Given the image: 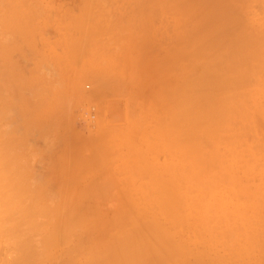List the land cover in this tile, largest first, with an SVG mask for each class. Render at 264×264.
I'll use <instances>...</instances> for the list:
<instances>
[{"label": "bare ground", "instance_id": "6f19581e", "mask_svg": "<svg viewBox=\"0 0 264 264\" xmlns=\"http://www.w3.org/2000/svg\"><path fill=\"white\" fill-rule=\"evenodd\" d=\"M8 1L0 0V30L18 33L17 36L22 40L27 39L31 49L35 51L30 72L17 75L20 88L36 86L32 91L34 102L29 105L31 108L27 106L26 113L33 112L41 133L51 136L53 134H50L51 130L57 125L53 121L54 113L51 115L55 107L54 99H62L59 90L63 89L65 83L70 82L71 86L76 88L77 78L72 79L71 74L68 76L65 74V69L61 66L64 53L51 52L48 58L46 54L41 53L40 48L43 46V41L47 39L42 27L48 20L53 22L58 20L50 14L41 13L39 9H32V6L24 9L27 0ZM83 1L86 8L95 7V9L102 6L101 2H104V0ZM163 1L165 12L167 7L169 12H172V9H175L174 6H178L176 9H179L188 3V0ZM175 2L176 4L173 5ZM200 2L204 3L205 0ZM6 3L8 4L5 5ZM134 3L133 1L127 20L134 25L131 26L132 28H136L133 30L137 31L143 26L145 17H141L143 16L141 4ZM147 12L151 11L147 10ZM147 12L144 11L146 16L149 15ZM156 12L157 10L154 14L151 12L152 14L150 13L148 17L153 19ZM161 13L159 11L158 15ZM69 17L66 23L57 25L58 34L63 35L62 38L65 39L66 48H68L64 63L85 70H99L95 75L101 87L97 91L101 92L103 88V92L110 85L108 82L110 78L107 79L105 67L101 66L102 58L100 61L99 58L96 59L98 55L93 43L102 31H107L108 26L103 25V22L108 19L94 16L91 19L89 16ZM148 17L145 26L152 23V21L148 22L150 19ZM211 18L217 17L212 15L208 17V19ZM219 18L221 19L222 16L219 15ZM230 19L233 20V18ZM182 20L183 28L188 27L191 31L193 28L197 29L199 24H203L201 25L203 29L206 27L204 29L206 32L214 33L217 29L211 28L210 23L206 24L199 18L194 19V22L185 16ZM218 22L223 23L222 20ZM225 24L227 26L226 22L221 27ZM258 26H260V33L257 31L252 36H245L241 41L235 38L234 43L230 40L233 37L224 34V45L221 46L220 43L214 45L218 54L215 50L209 49L207 57H204V54L190 49L191 56L197 63L193 64L191 72L176 77L174 85L165 91L171 108L168 109V107L164 111L166 121L162 123L161 141H164L163 148L169 159H165L160 164V173L154 161L147 166L140 165L139 160H133L131 163L139 167L140 176H146L142 177L147 180L145 184L132 182V177L127 174L130 169L126 164L118 162L110 164L111 156L108 160L105 156L108 151L104 154L102 149L103 143L106 142L103 139L105 142L101 143L102 145L99 144L102 147L96 148V151H93V146L87 144L89 152L86 155L81 152V158L78 157L81 154L72 153L74 156L77 154V157L81 159L78 163L71 162L73 156L70 154L71 159L61 164L63 168L61 171L65 173L61 174L62 179L59 180L58 195H48L47 187L45 188L42 181V183L34 184L32 180L33 184H31L27 167L14 162L17 158L14 157L17 146L16 136L5 138L2 136L0 139V264H188V256L181 250L187 245V241L180 242L176 237L177 232L186 228L185 224L191 230L200 231L199 237L204 245L201 249L189 248L194 262L243 264L242 259L245 257L253 264H264V214L258 211V208H264V138L253 139V130H256L257 126L261 130L264 129L263 119L261 121L256 118L257 114L264 118V36H261L264 26L261 23H258ZM157 29L155 30L158 31ZM218 30L221 31V29ZM237 32H241L238 25ZM219 35L217 34L218 38ZM207 38L205 36L206 40ZM111 39L115 43L118 37L112 36ZM119 42L115 43L116 46L121 45ZM186 43L189 44L188 41ZM16 46L19 47L20 43ZM105 46L102 43L98 45L99 48H108ZM116 52L114 50L113 55ZM53 58L57 63H53ZM187 59L188 56L185 60ZM48 60L58 67L55 71L51 70L52 66H50L51 71L47 69ZM1 99L4 98L1 97ZM2 103L5 104V101ZM123 141L124 135L117 134L113 143L120 144ZM88 142L90 143L85 141V143ZM107 147L108 150L111 149L110 146ZM85 148L84 151L87 150ZM112 152L109 151L111 155ZM112 156H116L115 153ZM180 161H184L183 166ZM229 167L237 168L238 171L235 172L243 175H230ZM70 175L80 184H75L76 181L74 182ZM244 175L248 180L252 179L255 182L259 180V182L245 189ZM222 177L224 180L231 181L236 188L228 186L224 188L227 193L222 194L216 190L213 196H209L206 189L211 186L218 188ZM118 180L125 184H118L116 182ZM225 184L227 183L223 182V185ZM237 184L240 186L237 187ZM116 186L122 192L118 195L126 201L124 206L134 213H132L136 217L134 223L139 227L119 230L116 240L102 245L101 248L98 245L94 249L81 244L74 235L77 230L97 224V220H94V217L92 219L91 214L87 212L92 210L95 212L96 206L100 208L97 202L100 203L116 193L114 190ZM136 191L144 205H137L136 196L133 194ZM239 191L244 196L246 192L251 195L250 204L235 200L236 193ZM127 203L130 205H126ZM85 205L91 206L88 208L91 211H81L79 207L84 208ZM122 209L129 211L124 207ZM188 219L193 222H189ZM111 230L113 231L114 228ZM224 253L229 257H225Z\"/></svg>", "mask_w": 264, "mask_h": 264}, {"label": "rangeland", "instance_id": "374dc122", "mask_svg": "<svg viewBox=\"0 0 264 264\" xmlns=\"http://www.w3.org/2000/svg\"><path fill=\"white\" fill-rule=\"evenodd\" d=\"M15 1L18 2V0ZM130 1L131 2H129V0H104V2H101L102 6L97 7L96 9L95 7L86 8L83 0L25 1L24 9H28L32 6V9H39L41 13L50 14L55 20L59 21L53 22L48 20L42 27L43 33L47 39L43 41V46L40 48L41 53L44 55L46 54L45 56L47 58L49 57L48 54L51 52L60 51L61 54L64 53L63 65L61 66L65 69V74L67 76L71 74L72 79L77 78L76 88L72 87L70 82H67L65 83V86L62 87L63 89L59 90L62 99H54L55 107H53L51 115L54 113L53 121L57 125L51 130L50 134L53 133L51 136H45L41 133L40 126L36 123L33 112L29 114L26 113L27 106L34 102L32 99V91L36 86L20 88L17 81L18 74L26 72L28 74V72H30L35 58V51L31 49L27 39L22 40L17 36L18 33L0 30V45L2 44V48L0 49V139L2 136V138L16 136L15 143L17 146L15 147L16 155H14V157L16 156L17 158H15L16 161L14 162L27 167L26 169L27 171L29 170L28 173L30 175L28 178H30L29 181L31 184H37L42 181L43 183H41L45 188L47 187L46 193L48 195H58L57 188H59V180L62 179L61 174L65 173L64 171H61L63 170L61 164L71 159L72 156L73 158L71 159V162L78 163L82 154L86 155L89 152L88 146H93V151H96V148L103 146L102 149L104 150V154L108 151L105 154V156L108 157V160L111 156L110 164H115L116 162L126 164L130 169L127 174L132 177V182L134 183L145 184L147 180L143 179L146 177L145 175L140 176L139 167L131 164L133 160H139L138 163L140 165L146 166L154 161L156 169L158 170V173H160V164L165 159H169L163 148L164 141H161L163 135L161 132L162 123L164 120L166 121L164 111L168 107V109L171 108L167 101V92L165 93V91H168V89L174 85L176 77L191 72V68L194 67L193 64L197 63V61L191 56V52L196 51L199 54H204V57H207L208 52L210 51L209 49L217 50L214 45L219 43L222 44L221 46L224 45V34H226V36L230 35L231 38L233 37L230 40L234 43L235 38H238L241 41L245 36H252L257 33V31L259 32L260 26H258V23H261L264 26V0H259L257 2L255 0H205L204 3H201L202 1L200 2V0H188V3L186 2L187 4L185 6L182 5L179 9H176L178 6H174L176 10L172 9V12H169V7H167V13L164 11L165 4L163 0ZM133 1L136 4L138 2L141 4L143 14L141 17H145L143 26L137 29V31L133 30L136 28H132L131 26L134 25H131L127 20L130 15L129 10L133 7ZM8 2H11V0ZM7 4L8 3L5 5ZM175 4L176 2L173 5ZM197 4H200L201 6H198ZM145 7L147 9H145ZM212 7L213 10H211ZM143 10L146 12L147 10L151 11L153 14L156 10L157 12L153 15L155 17L151 19V17H148L151 12H147L149 15L146 13V16ZM159 11L160 13L162 12V15H158ZM168 13L171 14L168 15ZM156 15L158 16L156 17ZM211 15L217 18L208 19ZM219 15L222 16L221 19L219 18ZM69 16L74 18H86L89 16L90 19L94 16L95 18L108 19V21L103 22V25L108 26L107 31H102L98 36V39L94 40L93 43L95 52L99 56H97L96 59L99 58L100 61L102 58V64H100L102 67H105L104 71L107 73V79L109 80L110 78L108 81L110 85H108L103 92V88L101 92L97 91L99 87H101L98 85L99 83H97L96 79L99 70H85L64 63L67 58L66 53H68V48H66L67 45L65 39L62 38L63 35L58 34L59 30L57 25L66 23L67 20L70 19ZM185 16L192 21L199 18L206 22V24L210 23L211 28H217L216 32L211 33L208 31L210 32V35L208 32L204 31L206 27L203 29L201 26L203 24H199L197 29L193 28V32L188 27L183 28L184 21L182 19H184ZM147 17L150 18L148 22L152 21V23L145 26ZM114 18H117L116 22H114ZM230 18H233V20ZM112 19H114V21H112ZM219 20H222L223 23L218 22ZM226 22L227 26L225 24L224 27H221ZM232 23L234 25H232ZM237 25L241 31L240 33L237 32ZM218 29H221V31ZM217 34L222 35L221 37L219 35L218 38ZM112 36L118 37L115 43L119 42L118 40L121 39V45L116 46L113 39H111ZM205 36L206 38L208 37L207 40L205 39ZM261 36H264V31ZM191 38L192 40H190ZM186 41L189 42L191 47L194 46V48H191ZM192 42H194L193 45ZM19 43L20 46L17 47L16 45H19ZM101 43L110 49L99 48L98 45ZM138 44L141 45L138 46ZM201 47H204L205 49H202ZM111 49H114L115 52H117L113 55L114 50L112 51ZM184 49L187 50L184 51ZM106 50L108 52L111 50V52L108 53ZM177 51L178 53H176ZM216 53L218 54L217 51ZM187 56L188 59L185 60ZM54 59L55 58L52 60L53 63H57ZM48 61L49 63L47 62V64L49 65H47V69L50 70V66H52L51 70L55 71L58 67L55 66V64L53 65L50 63L52 62L51 60ZM188 64L190 65L188 66ZM169 68L172 69L170 70ZM111 81H116L117 84L116 82ZM1 97L4 99H1ZM153 99L156 100L154 101ZM2 101H5V104H3ZM29 108H31V106H29ZM256 116L258 120L262 121L263 119L264 121V118H262L261 115L257 114ZM134 121H136V123H134ZM261 124L263 125L262 122ZM4 129L5 131H3ZM263 130L257 126L256 130H253V139L260 137L263 139ZM101 133H103V135ZM116 133L118 135H124L123 143H113L117 137ZM100 135H102L103 138L100 137ZM99 140H101V142ZM85 141H90V143H85ZM92 142H96L95 145ZM103 142H105V144ZM101 143H103V145ZM109 143L114 146L112 145L113 147H111ZM99 144L102 146H99ZM104 145H106V147ZM84 146L87 148L86 151L83 150L85 148ZM107 146H110L111 149L108 150L109 148ZM78 149L82 151H79ZM109 151L110 153L113 151L112 153H115L116 156H112L113 154L111 155ZM75 152L79 153V155L82 152V154L78 156L80 158L77 157V154L76 156L73 155ZM108 153L110 155H108ZM70 154H72V156ZM74 158L76 159L75 161ZM180 163L181 166H183L184 161H180ZM228 170L230 175H243L239 172H235L238 171L237 168L229 167ZM244 177L245 189L251 187V184L259 182V180L256 182L252 179L248 180L246 175H244ZM71 179L74 180V182L76 181L75 178L73 179V176H71ZM32 180L34 181L33 183ZM116 182L120 185L125 184L119 180ZM219 182L221 185H223V182H226L227 184L222 187L220 185L218 188L215 186L208 187L206 191L209 196H213L216 190L222 192V194L227 193V190L225 191L224 188L228 186L236 188L231 181L227 179L224 180L223 177ZM76 183L77 181L75 184ZM77 184L79 185L80 183L78 182ZM238 186L240 185L237 184V187ZM128 189H130V185H128ZM114 190L116 193L112 194L111 197L102 200L100 203L97 202L100 205V208L96 206L97 210H95V212L93 210L92 212H87L91 214L92 219L95 218L94 220H97V224L92 227H82L77 230V233L74 235L75 238H78L77 240L81 244L91 246L94 249L97 248V245L101 248L102 245L110 242L113 243L117 238L119 230L139 227L134 223V219L136 218L133 216L134 213L132 212V214L129 208L124 206L126 201L118 195V193H122L120 188L116 186ZM114 190L113 192H115ZM133 194L136 196L135 201L137 205H144V202L138 198L137 191ZM251 198V195L247 192L244 196L240 191L237 192L235 196V200H242L247 204L251 203ZM126 205L130 204L127 203ZM82 207L83 206L79 208L84 212H86L88 208H91V206L86 207V205L84 208ZM122 207H124V209L127 208L129 211L123 210ZM88 211H91V209ZM258 211L264 214V208H258ZM95 214L99 215L97 216ZM115 220H117V222H114ZM188 221L193 222L190 219H188ZM185 227V229L177 232L178 236L176 237L180 242L187 241V245L183 246L181 250L186 256H188V264H193V254L189 252V248L201 249V246L204 245L199 237L200 231L189 229L187 224H185ZM111 228H114V230L112 231ZM90 240L92 241L91 243ZM180 242L177 243L180 244ZM224 255L227 258L229 257L226 253H224ZM242 260L243 264H253L250 260L245 259V257H243ZM194 264L207 263L205 261L199 263L195 261ZM220 264L227 263L220 262Z\"/></svg>", "mask_w": 264, "mask_h": 264}]
</instances>
